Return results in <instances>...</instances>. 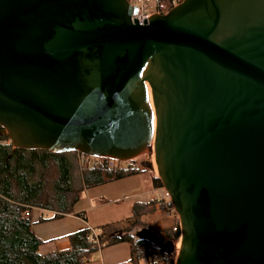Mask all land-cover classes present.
I'll use <instances>...</instances> for the list:
<instances>
[{
    "label": "water",
    "instance_id": "obj_1",
    "mask_svg": "<svg viewBox=\"0 0 264 264\" xmlns=\"http://www.w3.org/2000/svg\"><path fill=\"white\" fill-rule=\"evenodd\" d=\"M135 14L126 0H0V130L14 150L152 152L178 218L173 264H264V0ZM133 237L175 253L149 229Z\"/></svg>",
    "mask_w": 264,
    "mask_h": 264
},
{
    "label": "trees",
    "instance_id": "obj_2",
    "mask_svg": "<svg viewBox=\"0 0 264 264\" xmlns=\"http://www.w3.org/2000/svg\"><path fill=\"white\" fill-rule=\"evenodd\" d=\"M180 1L158 0L155 12L163 14L162 6L167 5L166 10H169ZM36 167L42 170L37 177ZM71 168L65 154L14 150L0 143V264H83L90 254L104 246L119 243L128 244L130 264H172L170 257L163 256L152 245L134 239L130 233L131 226L122 230L111 225L100 227L98 248L88 242L89 229L80 231L67 237L69 252L38 256L37 248L42 242L30 230V213L32 210L49 211L54 213L53 218L72 214V207L80 193L71 188ZM123 176L120 169H108L101 162L97 168L82 172V183L89 188L119 180ZM152 184L160 188L158 179L153 178ZM154 205L151 202L136 205L132 209L133 226L139 224L141 216L151 213ZM155 234L164 242L159 233ZM166 236L170 238L168 233ZM173 237L174 240L178 238L177 231ZM157 256L166 259V262L162 259L156 261Z\"/></svg>",
    "mask_w": 264,
    "mask_h": 264
},
{
    "label": "crops",
    "instance_id": "obj_3",
    "mask_svg": "<svg viewBox=\"0 0 264 264\" xmlns=\"http://www.w3.org/2000/svg\"><path fill=\"white\" fill-rule=\"evenodd\" d=\"M153 1L156 7V1L158 0ZM154 13L158 12L154 11ZM65 155L72 165L71 188L77 190L80 196L72 207V214L53 218L54 213L52 212L32 210L30 213V230L33 236L42 242V245L37 248L36 254L38 256L44 257L69 252L70 245L67 237L80 231L91 229L98 234L100 227L106 225L122 230L120 226L131 220L132 209L136 205L148 202L155 203L154 210L151 213H146L149 216L148 220L144 218L146 214L141 216L139 224L145 222L146 229L153 233H159L162 239H166L164 234L166 232L169 234L170 230L176 226L171 225L170 222L168 227H163L161 224H154L152 221L153 216L161 214L156 200L160 188L153 187L152 179L156 178L153 171L138 167L133 172H123L124 176L119 180L85 188L82 183V172L91 168L82 167L76 153ZM163 207L165 218H170L173 221L174 218L170 214L172 209L169 208L166 202H164ZM106 208H112V211L109 210L112 215H118L119 212L122 215L116 219H108L106 215H102L106 212ZM77 215L82 216V218ZM109 220L113 222L110 223ZM171 238H173V235L169 239ZM170 241L173 243L172 240ZM130 259L128 244L119 243L102 247L90 254L83 264H130Z\"/></svg>",
    "mask_w": 264,
    "mask_h": 264
},
{
    "label": "rangeland",
    "instance_id": "obj_4",
    "mask_svg": "<svg viewBox=\"0 0 264 264\" xmlns=\"http://www.w3.org/2000/svg\"><path fill=\"white\" fill-rule=\"evenodd\" d=\"M146 8H147V13L149 15L153 14L154 11H155L154 1L153 0H147ZM166 8H167V5L162 6L160 8L163 11V14H165L168 11V10H166ZM0 143H2L4 145H7L9 149H12L11 148L12 147L11 146V143L6 138L5 133L2 130L0 131ZM150 156H152L151 157V161H150ZM148 161L152 164V166L154 168L153 174L157 177L156 170H155V166H154V162H153L152 152H149V151L144 152L139 158L136 159V164L138 165V163H143V162H148ZM41 171L42 170L40 168L36 167V172H35L36 175L35 176L36 177L39 176V174L41 173ZM144 177L147 178V176H145V175H144ZM159 194H160V191H159ZM158 195L156 197H158ZM164 202L169 203L168 199L167 198H164V197L162 199H160V200L159 199L157 200L158 210L161 211V214L153 216L152 217V221L154 222V224H161L163 227H168L170 225V222H171V225L178 226V218H177L176 214L173 212V210H170V214H171V216H173L174 220L171 221L170 218H168V219L165 218V210H164V207H163ZM169 208H171V207H169ZM111 209L112 208H106V210H105L106 212L104 214H102V215H106L108 217V219H111V220L112 219H116L117 217H119L120 215H122L121 212H119L118 215H112V212H111L112 210ZM109 210H111V211H109ZM145 211L148 212L149 209L148 210L146 209ZM144 218L148 220L149 219L148 214H146V216ZM111 220H109L110 223L113 222ZM133 223H134V220L131 219L130 221L123 223L122 226H120V228L121 229H126V228H128V227L131 226L132 229H131V232L130 233H132V234H133L134 231H137V230H139L141 228H147L145 226V222H142L141 224H136L135 226H133ZM166 233H168V232H166ZM168 235L169 236H172L173 235L172 232H171V230H170V233ZM166 237H167L166 234H164V238H166ZM162 240L163 241L172 240L173 243H174V249H175V246L177 248V249H175V253L172 256H170V260L172 261L171 263L173 264L174 261H175V256H176L177 251H178L179 246H180L179 245L180 242L179 243L176 242V240H174V237L171 238V239L166 238V239H162ZM161 259H163L161 256H157L156 261H159Z\"/></svg>",
    "mask_w": 264,
    "mask_h": 264
},
{
    "label": "built area",
    "instance_id": "obj_5",
    "mask_svg": "<svg viewBox=\"0 0 264 264\" xmlns=\"http://www.w3.org/2000/svg\"><path fill=\"white\" fill-rule=\"evenodd\" d=\"M126 1L130 6L136 8V14L135 16L131 17V20L137 21L138 25H142L143 24L142 19H146L150 16L147 13V8H146L147 0H126ZM77 157L79 159L80 165L85 168H97L101 162H104L105 166L108 169H118V170L120 169L122 172H133L139 167L136 164V160L134 159L121 162V161L107 159V158H91V157H86V156H82L79 154H77ZM151 157L152 156H150V161H151ZM159 191H160V194L158 195L156 200L158 199L160 200L163 197L168 199L166 193L161 187ZM167 205L170 207L169 203H167ZM176 231L178 232V238L176 239V242L179 243L180 241L179 225L171 229L172 234H174ZM88 242L93 247L98 248L97 247L98 246L97 245V234L95 233V231L91 229H89ZM162 261L166 262V259L163 258Z\"/></svg>",
    "mask_w": 264,
    "mask_h": 264
},
{
    "label": "bare ground",
    "instance_id": "obj_6",
    "mask_svg": "<svg viewBox=\"0 0 264 264\" xmlns=\"http://www.w3.org/2000/svg\"><path fill=\"white\" fill-rule=\"evenodd\" d=\"M152 167H153V166H152ZM153 171H154V168H153ZM175 249H177L176 246H175Z\"/></svg>",
    "mask_w": 264,
    "mask_h": 264
}]
</instances>
